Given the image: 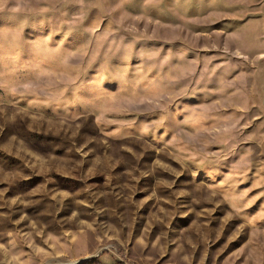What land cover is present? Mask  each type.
Wrapping results in <instances>:
<instances>
[{
  "label": "rangeland",
  "instance_id": "374dc122",
  "mask_svg": "<svg viewBox=\"0 0 264 264\" xmlns=\"http://www.w3.org/2000/svg\"><path fill=\"white\" fill-rule=\"evenodd\" d=\"M0 264H264V0H0Z\"/></svg>",
  "mask_w": 264,
  "mask_h": 264
}]
</instances>
